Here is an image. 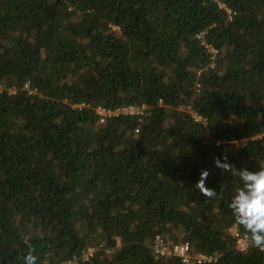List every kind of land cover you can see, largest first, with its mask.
<instances>
[{
    "label": "trees",
    "instance_id": "trees-1",
    "mask_svg": "<svg viewBox=\"0 0 264 264\" xmlns=\"http://www.w3.org/2000/svg\"><path fill=\"white\" fill-rule=\"evenodd\" d=\"M263 133L264 0H0V264L26 234L37 264H183L156 236L264 264L217 167L264 168Z\"/></svg>",
    "mask_w": 264,
    "mask_h": 264
},
{
    "label": "clouds",
    "instance_id": "clouds-1",
    "mask_svg": "<svg viewBox=\"0 0 264 264\" xmlns=\"http://www.w3.org/2000/svg\"><path fill=\"white\" fill-rule=\"evenodd\" d=\"M226 157L224 160L226 161ZM217 167L223 172H232L239 177L242 186L237 188L228 205L238 229L243 228L248 245L264 251V168L252 171L247 168L237 169L227 162L217 161ZM202 195L208 199L217 197V192L198 184ZM31 235L26 234L23 242L28 252L23 255V264H37L38 257L31 243Z\"/></svg>",
    "mask_w": 264,
    "mask_h": 264
},
{
    "label": "built area",
    "instance_id": "built-area-1",
    "mask_svg": "<svg viewBox=\"0 0 264 264\" xmlns=\"http://www.w3.org/2000/svg\"><path fill=\"white\" fill-rule=\"evenodd\" d=\"M229 12V11H228ZM200 38V36H198ZM209 53L212 54L211 58L213 59L217 53V51L211 47H206ZM28 87L25 86V89ZM146 107L141 106H127L116 108L114 110L104 108V107H96L94 112L98 117L99 123H104L107 118H111L114 116H136L138 117V122H141L145 118ZM195 121H200V117L192 114ZM138 132V130H135ZM264 134V133H263ZM231 237L234 241V248L239 252H245L250 247L248 245L247 237L244 231H241L237 228L231 232ZM153 255L155 259H164V258H179L183 264H211L216 262V256L203 254V253H193L191 251V246L188 242H177L172 243L167 240L161 238L160 236H156L154 240V244L152 247ZM92 250L89 251L90 256ZM88 256L84 255V258L87 259ZM73 261H67L61 264H72Z\"/></svg>",
    "mask_w": 264,
    "mask_h": 264
},
{
    "label": "rangeland",
    "instance_id": "rangeland-1",
    "mask_svg": "<svg viewBox=\"0 0 264 264\" xmlns=\"http://www.w3.org/2000/svg\"><path fill=\"white\" fill-rule=\"evenodd\" d=\"M233 230H234V227H231V228H230V232H232Z\"/></svg>",
    "mask_w": 264,
    "mask_h": 264
}]
</instances>
